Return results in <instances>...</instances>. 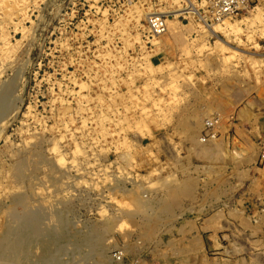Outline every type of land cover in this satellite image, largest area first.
Listing matches in <instances>:
<instances>
[{
	"label": "rangeland",
	"instance_id": "1",
	"mask_svg": "<svg viewBox=\"0 0 264 264\" xmlns=\"http://www.w3.org/2000/svg\"><path fill=\"white\" fill-rule=\"evenodd\" d=\"M145 11L0 0V264H264V0L157 49Z\"/></svg>",
	"mask_w": 264,
	"mask_h": 264
},
{
	"label": "built area",
	"instance_id": "2",
	"mask_svg": "<svg viewBox=\"0 0 264 264\" xmlns=\"http://www.w3.org/2000/svg\"><path fill=\"white\" fill-rule=\"evenodd\" d=\"M105 2L110 8L120 9L136 5L146 10L147 14L150 13L145 17L142 30V37L146 43L151 42L154 36L166 32V22L170 18L180 22H193L202 28H210L214 24L231 21L241 12H248L249 8V0H178L180 5L178 11L172 14L167 13L168 10L162 7L169 2L173 3L174 0H105ZM216 124L215 120L206 124L201 136L203 142L216 135L213 133ZM257 162L259 165L264 164V150H261Z\"/></svg>",
	"mask_w": 264,
	"mask_h": 264
},
{
	"label": "bare ground",
	"instance_id": "3",
	"mask_svg": "<svg viewBox=\"0 0 264 264\" xmlns=\"http://www.w3.org/2000/svg\"><path fill=\"white\" fill-rule=\"evenodd\" d=\"M175 3V2H174ZM175 13V12H174ZM144 14V13H143ZM261 14V13H260ZM148 15V14H147ZM261 16V15H260ZM139 19H143V20H145V15L144 16H142V15H140L139 16ZM246 20V19H245ZM238 23L239 22H236L235 20H231V21H224V23L223 24H214V25H212L210 28H203L204 30H205V32H207V34H212V35H215V34H222L223 36H228V34H231V33H235V32H237V30H238ZM178 25V24H177ZM177 25L176 24H174V23H172V22H170V21H167L166 22V30H169V32H165V33H163V34H161V35H157V36H154L153 37V40H152V43H153V45L156 47V49L157 48H160L161 46H164V45H167L168 44V36H173V41L175 40V39H177V41H178V38H179V34H181V33H178V31L179 30H182V29H179V27L180 26H178L177 27ZM141 27L142 28H144V25H141ZM202 28V27H201ZM177 29H179L178 31H175V30H177ZM205 32L203 33V34H205ZM239 32V31H238ZM237 32V33H238ZM168 33H171V34H168ZM236 33V34H237ZM183 35V34H182ZM212 35H210V36H212ZM136 40H137V42L138 43H140V45L143 47V44L144 43H142L141 41H140V38H137L136 37ZM176 42V41H175ZM177 43V42H176ZM106 65V64H105ZM98 67V66H97ZM104 68V67H103ZM108 69H110V68H108ZM110 71V70H109ZM104 72H106V70H104ZM111 72V71H110ZM101 76H102V74H101ZM111 77V76H110ZM99 78V77H98ZM112 78V77H111ZM99 80V79H98ZM104 81V80H103ZM106 81V80H105ZM107 82V81H106ZM232 96V95H231ZM221 98V97H220ZM218 100V99H217ZM223 100V99H222ZM89 102V101H88ZM218 102V101H217ZM219 103H220V101H219ZM204 104V103H203ZM221 104V103H220ZM212 106V105H211ZM208 109H209V106L207 107ZM207 108H205V109H207ZM211 108V107H210ZM207 109V110H208ZM194 111V110H193ZM204 112V111H203ZM249 113V112H248ZM208 114V113H207ZM202 115H203V113H202ZM206 115V114H205ZM210 116V115H209ZM249 116V115H248ZM211 117V116H210ZM209 117V118H210ZM215 117V116H214ZM208 117H206V119H207ZM219 118V117H218ZM218 118H216V120H219ZM248 118V117H247ZM202 119V118H201ZM214 119V118H213ZM209 121H210V119L209 120H207V122H205V124H207V123H209ZM212 121V120H211ZM204 123V122H203ZM218 123H219V121H218ZM221 123V122H220ZM63 125V124H62ZM222 126V125H221ZM219 127V126H218ZM216 130V129H215ZM220 130V129H219ZM70 132V131H69ZM241 131H239V133H240ZM191 136V135H190ZM215 137V136H214ZM214 137L213 138H210V139H214ZM192 138V137H191ZM203 141V140H202ZM218 142H219V140H218ZM197 143H199V141L197 140ZM204 143H207L206 141L204 142ZM209 143V142H208ZM212 144H213V142H212ZM215 144V143H214ZM215 146H217L216 144H215ZM215 148V150L218 148V147H214ZM205 150H206V148H204ZM212 149V148H211ZM214 150V151H215ZM264 150V149H263ZM261 151V150H260ZM217 152V150L215 151V153ZM240 154V153H239ZM238 155V154H237ZM243 155V154H242ZM263 168H264V166H263ZM166 197V196H165ZM169 197V196H168ZM156 214V213H155ZM155 219V218H154ZM156 220V219H155ZM154 222V221H153ZM149 223V222H148ZM147 223V224H148ZM151 224V223H150ZM147 226V225H146ZM146 228V227H145ZM153 228V227H152ZM23 231H25V230H23ZM148 232V231H147ZM38 234V233H37ZM27 235V234H26ZM34 235H35V233H34ZM6 237H8V236H6ZM9 238V237H8ZM5 239V238H4ZM26 239H24L23 241H25ZM4 241V240H3ZM3 241H1L0 243L2 244V242ZM8 241V240H7ZM9 241H10V239H9ZM8 241V242H9ZM10 247V246H9ZM15 251V250H14ZM4 259V256L2 255V254H0V260H3ZM6 260V259H5ZM2 263V262H1Z\"/></svg>",
	"mask_w": 264,
	"mask_h": 264
}]
</instances>
